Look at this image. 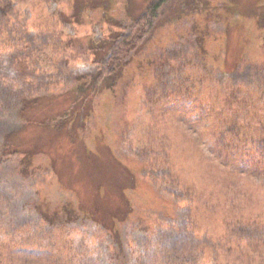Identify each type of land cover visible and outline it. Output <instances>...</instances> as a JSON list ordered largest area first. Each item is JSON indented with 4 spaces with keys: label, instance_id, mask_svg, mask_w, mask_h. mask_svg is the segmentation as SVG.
Instances as JSON below:
<instances>
[{
    "label": "rangeland",
    "instance_id": "obj_1",
    "mask_svg": "<svg viewBox=\"0 0 264 264\" xmlns=\"http://www.w3.org/2000/svg\"><path fill=\"white\" fill-rule=\"evenodd\" d=\"M12 2L20 22L49 36L42 76L55 93L30 106L25 115L31 122L20 125L19 97L8 76L13 68L0 54L6 84L0 130L21 126L15 144L36 153L30 163L21 164L23 155H17L0 164V219L8 229H0V248L22 242L20 258L37 250L44 259L53 251L66 260L108 264L111 238L102 222L148 203L150 192L136 182L140 173L182 200L172 223L196 232L206 245L228 238L247 219H264V172L251 149L264 139V0H170L152 25L137 21L150 0ZM194 25L204 30L203 41ZM121 31L140 34L141 44L117 76L100 80L80 104L75 94H56L75 76L95 73L109 38ZM88 36L89 42L82 40ZM61 115L67 116L63 122L48 123ZM39 189L47 191L51 210L70 196L73 208L97 220L74 219L58 228L44 223L31 204ZM149 223L167 241L179 234ZM146 229L128 225L134 247H144ZM224 250L207 247L209 264L233 263Z\"/></svg>",
    "mask_w": 264,
    "mask_h": 264
},
{
    "label": "trees",
    "instance_id": "obj_2",
    "mask_svg": "<svg viewBox=\"0 0 264 264\" xmlns=\"http://www.w3.org/2000/svg\"><path fill=\"white\" fill-rule=\"evenodd\" d=\"M168 1L170 0H150L146 10L137 18V21L142 25H152L158 17L160 9ZM19 18L20 14L17 13L12 0H0V54H6V60L8 61L6 64L8 67L13 68L14 74L8 76L10 77V82H15L11 86L16 87L13 90L19 97L16 108L17 114L22 119L21 125L31 122L30 117L25 115L30 106L37 104L40 97H47L55 92L50 91L48 87L50 83L45 82L42 76L43 73H46L42 62L44 60L43 52L47 51L48 48L49 36L47 37V34L43 31L38 34L30 31L28 25L20 22ZM202 24L203 22L200 21V18L196 19V25L200 26L199 28H201ZM191 30L195 32L197 39L203 41L205 34L203 29L200 31L201 34L196 32L195 25ZM211 30L208 32V37L213 34ZM140 39L141 35L138 33L133 35L121 31L116 33L115 36L112 35L109 38V52L100 60L97 71L95 73L75 76L70 84L64 86L56 94L63 95L70 93L72 95L75 94L74 97H82L78 104L83 102L85 97H92V93L94 90H97V83L100 80L113 78L123 70L131 54L141 44ZM82 40L89 42L90 37H84ZM159 60L157 61L158 63ZM3 83L0 81V96H2L1 93L5 90L4 86H6ZM63 118H67V116L61 115L49 122L46 119H41L40 123L46 124L44 122H48L51 124L54 122L58 124L63 122ZM77 119H79V116H77ZM19 129H21V126L0 130V164H3L5 159H11L17 155H23L20 158L21 164L23 161L24 163H30L36 160L34 158L36 155L34 149H22L20 145L15 144L14 135ZM251 149L256 153L255 161L258 160L256 161L257 170L264 172V139L253 143ZM132 162L134 161L131 159ZM146 165L143 163L141 168H145ZM50 179L52 180L53 178L50 177ZM136 182L139 186L145 185L147 192H150L148 203H141L137 208H142L144 211L153 209V211L149 215H143L142 210L131 206L127 211L115 214V218L110 223L103 220L102 226L111 238L110 247L112 253L108 264H209L206 257L207 247L213 248L215 252L219 251L220 248H225L223 254L226 253L235 257V261L231 264H264L263 218L247 219L242 228L231 230L228 238V234L223 235L219 237L218 244L206 245V243L200 240L196 232L185 230L184 227L180 228L172 223V220L176 218L175 214H177L181 206V199H175L163 194L152 180L144 178L141 173L139 177L137 176ZM40 189L39 192L42 195L39 194L38 198L32 200L31 204L35 206V210L45 221L44 223L48 222L54 228H58L63 224L67 225L74 219L89 218L97 220V215L94 213H86L85 210H81L80 208H73V200L70 196H65L63 200L58 202L55 206L56 208L51 210L47 205L48 199L45 198L47 191L45 192L43 189ZM0 215L2 216V214ZM169 218L171 223L168 221ZM55 221L58 222L55 223ZM151 221L154 224L157 222L161 225L167 224L168 228H174L176 233L179 234H176L173 240L167 241L164 239V236L155 233V228H152L149 223ZM134 222L147 228L148 237L143 248L134 247L126 237L128 225L130 223L134 224ZM0 229L8 231L6 224L1 219ZM224 240H226V243ZM21 243L16 245L12 243L9 246L11 250L7 251L4 247H1L0 264H37L40 262H44L45 264H103L97 259L69 258L66 260L62 256L54 254L53 251H50L49 255L44 259H39L40 256L36 255L37 250L32 251L35 253H27L25 257L20 258L16 253L23 248L18 247L22 245ZM214 262L218 263V261Z\"/></svg>",
    "mask_w": 264,
    "mask_h": 264
}]
</instances>
